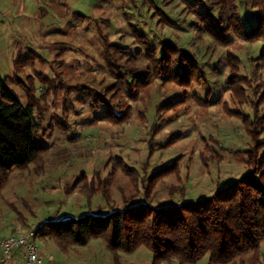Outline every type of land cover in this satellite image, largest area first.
I'll list each match as a JSON object with an SVG mask.
<instances>
[{"label": "rangeland", "instance_id": "374dc122", "mask_svg": "<svg viewBox=\"0 0 264 264\" xmlns=\"http://www.w3.org/2000/svg\"><path fill=\"white\" fill-rule=\"evenodd\" d=\"M98 1L82 6L79 16L60 7L59 16L44 18L53 26L44 33H0L1 45L11 42V63L0 59V77L23 106L31 78L35 139L47 149L38 163L14 170L0 191V238L143 202L180 206L264 172V40L232 30L226 44L213 39L199 17L217 18L211 0ZM235 4L249 29L251 0ZM12 25L13 35L19 27ZM98 32L118 51L107 53ZM178 58L182 67H195L181 82L174 77L183 72ZM174 59V66L166 63ZM254 111L258 150L246 134L245 119ZM170 165V172H161ZM36 242L45 249L39 237ZM48 243L44 264H114L98 239L65 254ZM151 261L143 246L120 254V264ZM197 264L211 263L205 256ZM235 264H264V241L256 255Z\"/></svg>", "mask_w": 264, "mask_h": 264}, {"label": "trees", "instance_id": "16d2710c", "mask_svg": "<svg viewBox=\"0 0 264 264\" xmlns=\"http://www.w3.org/2000/svg\"><path fill=\"white\" fill-rule=\"evenodd\" d=\"M211 1L212 6H218L217 18L207 13L199 14V17L213 39L226 44V35L232 30L237 34L243 33L247 40H264V0H251L255 12L249 29L242 25L235 0ZM149 3L152 4L153 0H149ZM98 33L107 53L108 50L118 51L119 47L108 44L106 37ZM164 45L173 51L172 46ZM259 57L264 62V47ZM171 58L165 57L167 60ZM177 61V70L183 72L181 75L173 74L181 82L187 74H192L195 67H188L187 63L182 67L181 59ZM168 62L174 66L176 60ZM228 62L231 72L237 71L238 66ZM197 72L200 73V67ZM27 81L31 84V93L27 92L28 101L23 106L0 77V191L14 170L38 163L47 152L46 147L35 139V104L32 103L35 89L31 78L28 77ZM228 83L232 88L233 81ZM98 104L105 105V102L100 101ZM256 114L254 111L253 118L246 117L245 120H250L246 134L258 150L262 142L258 138L260 129L254 125ZM248 153H252V149ZM260 158L263 162L264 152ZM170 168L172 165L161 172H170ZM256 174L244 176L209 198L180 206L153 207L143 202L114 210L104 217L88 214L80 218L68 217L44 222L34 229L35 239H48L62 251L73 246H86L91 240L98 239L105 244L114 264H120V254H133L142 246L151 252V264L172 261L178 264H197L205 256L211 264H235L248 254L256 255L264 241V172ZM103 196L107 201V193H103Z\"/></svg>", "mask_w": 264, "mask_h": 264}, {"label": "crops", "instance_id": "0c3cea01", "mask_svg": "<svg viewBox=\"0 0 264 264\" xmlns=\"http://www.w3.org/2000/svg\"><path fill=\"white\" fill-rule=\"evenodd\" d=\"M97 2L99 1L98 0H0V33H2L1 35L8 34L7 36L11 35L16 37L21 35H28V34L32 35L34 33H44L46 32L45 31L46 27L48 28L53 27L45 23L44 18H46V16L50 15L51 13H53V15L59 16V13H61L60 7L64 9V12L62 13H65L67 11L68 14L69 12H71L72 14L74 15L78 14L77 16H79V14H81L84 9L82 8V6H88ZM67 4L74 5L76 9H74L73 11L66 9L64 5ZM13 21H15L17 26L19 27L18 28L19 32L15 30V34L12 35V29L14 27L12 25ZM10 44L11 42L9 44L6 43L2 45L0 44V59L7 60L10 62L11 60ZM41 241L43 242L45 249L40 247V252L46 253L45 250L48 252L49 251L48 241L50 240L41 239ZM71 248H69L67 251H62L58 247V249L64 254L67 253Z\"/></svg>", "mask_w": 264, "mask_h": 264}, {"label": "built area", "instance_id": "2783aa9c", "mask_svg": "<svg viewBox=\"0 0 264 264\" xmlns=\"http://www.w3.org/2000/svg\"><path fill=\"white\" fill-rule=\"evenodd\" d=\"M0 264H44L35 230L0 238Z\"/></svg>", "mask_w": 264, "mask_h": 264}]
</instances>
